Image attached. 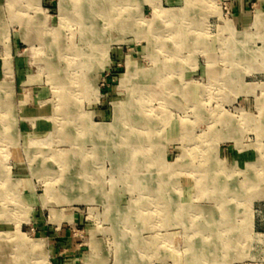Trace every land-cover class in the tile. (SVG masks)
<instances>
[{
  "label": "rangeland",
  "instance_id": "374dc122",
  "mask_svg": "<svg viewBox=\"0 0 264 264\" xmlns=\"http://www.w3.org/2000/svg\"><path fill=\"white\" fill-rule=\"evenodd\" d=\"M110 2L0 0V264H264V0Z\"/></svg>",
  "mask_w": 264,
  "mask_h": 264
},
{
  "label": "bare ground",
  "instance_id": "6f19581e",
  "mask_svg": "<svg viewBox=\"0 0 264 264\" xmlns=\"http://www.w3.org/2000/svg\"><path fill=\"white\" fill-rule=\"evenodd\" d=\"M107 0H84V17H82V21L83 22H87L89 23L90 18L92 19H96V18H101L103 19L105 22L108 23H112L114 21V17H118V15L121 14H115L113 16L114 10H113V5L112 2L109 3V7L108 6H103L101 8V10H96L93 6V4L96 3H105ZM114 2V0H112ZM118 2V1H117ZM202 8V7H201ZM121 13V12H120ZM167 70V69H166ZM231 74V73H230ZM144 75V74H143ZM157 75V74H156ZM229 78V77H228ZM153 85V84H152ZM150 86V85H149ZM173 87V86H172ZM58 89V88H57ZM179 89V88H178ZM151 90V89H150ZM162 93V92H161ZM171 97V96H170ZM171 99V98H170ZM173 101V100H172ZM56 108V107H55ZM58 118V117H57ZM57 120V119H56ZM108 127V126H107ZM107 132V131H106ZM108 134V133H107ZM185 143V142H184ZM140 146V144H138ZM139 156V155H138ZM140 157V156H139ZM141 158V157H140ZM212 161V160H211ZM214 161V160H213ZM210 164V163H209ZM212 164V163H211ZM215 165V164H214ZM209 172V171H208ZM213 177V176H212ZM211 177V178H212ZM184 178V177H183ZM210 178V179H211ZM218 179V178H216ZM132 180V179H131ZM156 180V179H155ZM224 181V180H223ZM205 183V182H203ZM258 183V182H257ZM191 184V183H190ZM225 184V183H224ZM192 185V184H191ZM213 185V184H212ZM187 186V185H186ZM207 188V187H206ZM241 198V197H240ZM183 204V203H182ZM141 209V208H140ZM174 213V212H173ZM178 213V212H177ZM180 213V212H179ZM172 219V218H171ZM198 255V253H196ZM189 261V259H188Z\"/></svg>",
  "mask_w": 264,
  "mask_h": 264
}]
</instances>
